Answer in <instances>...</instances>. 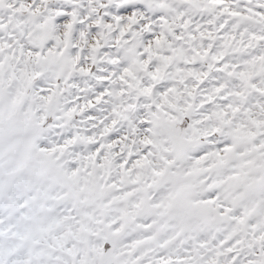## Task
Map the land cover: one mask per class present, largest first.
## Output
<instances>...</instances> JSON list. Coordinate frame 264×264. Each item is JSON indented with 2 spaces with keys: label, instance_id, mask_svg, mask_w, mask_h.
<instances>
[{
  "label": "snow or ice",
  "instance_id": "snow-or-ice-1",
  "mask_svg": "<svg viewBox=\"0 0 264 264\" xmlns=\"http://www.w3.org/2000/svg\"><path fill=\"white\" fill-rule=\"evenodd\" d=\"M0 264H264V0H0Z\"/></svg>",
  "mask_w": 264,
  "mask_h": 264
}]
</instances>
